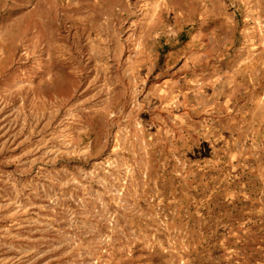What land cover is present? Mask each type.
<instances>
[{
	"label": "rangeland",
	"instance_id": "374dc122",
	"mask_svg": "<svg viewBox=\"0 0 264 264\" xmlns=\"http://www.w3.org/2000/svg\"><path fill=\"white\" fill-rule=\"evenodd\" d=\"M0 264H264V0H0Z\"/></svg>",
	"mask_w": 264,
	"mask_h": 264
}]
</instances>
